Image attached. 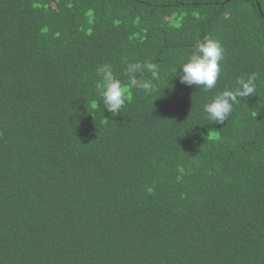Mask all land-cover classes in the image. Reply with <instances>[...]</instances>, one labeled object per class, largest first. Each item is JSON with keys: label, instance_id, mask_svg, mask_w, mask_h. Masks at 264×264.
I'll list each match as a JSON object with an SVG mask.
<instances>
[{"label": "trees", "instance_id": "16d2710c", "mask_svg": "<svg viewBox=\"0 0 264 264\" xmlns=\"http://www.w3.org/2000/svg\"><path fill=\"white\" fill-rule=\"evenodd\" d=\"M206 36L210 91L179 80ZM137 61L158 91L111 114L96 69ZM0 264H264V0H0Z\"/></svg>", "mask_w": 264, "mask_h": 264}, {"label": "clouds", "instance_id": "9594fccd", "mask_svg": "<svg viewBox=\"0 0 264 264\" xmlns=\"http://www.w3.org/2000/svg\"><path fill=\"white\" fill-rule=\"evenodd\" d=\"M224 59V49L221 43L212 37H204L198 41L195 50L183 62L179 69L180 83L189 86L202 87L204 91H210L217 85L221 73V62ZM158 65L153 62L128 63L125 68L127 76V87L117 78L114 68L109 63H104L97 67L98 79L95 88L99 101L111 113L116 115L129 101L128 88L142 90L146 94L158 91L152 79L144 78L145 73L155 74ZM256 74L250 73L247 77H240L236 81V86L218 92L203 110L208 119L224 125L238 104V98L251 97L256 93Z\"/></svg>", "mask_w": 264, "mask_h": 264}]
</instances>
